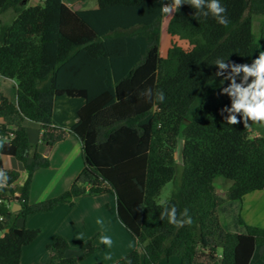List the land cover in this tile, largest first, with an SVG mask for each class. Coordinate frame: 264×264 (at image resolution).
Segmentation results:
<instances>
[{"label":"trees","instance_id":"1","mask_svg":"<svg viewBox=\"0 0 264 264\" xmlns=\"http://www.w3.org/2000/svg\"><path fill=\"white\" fill-rule=\"evenodd\" d=\"M29 1L0 0V76L17 84L16 102L0 93L2 155L22 162L27 173L18 186L19 172L5 169L0 159L8 176L0 188V264H21L22 249L40 234L18 228V220L103 194L115 196L117 217L138 246L115 264L173 257L180 264H264V228L240 220L245 233L237 234L220 219L224 204L264 191V137L252 138L239 115L240 123H226L221 109L231 100L221 89L230 81L217 77L214 65L217 58L251 64L258 57L262 30L257 40L253 20L264 17V0H220L227 27L186 2L166 23L171 47L165 58L164 0H95L98 9L83 11L63 0L25 8ZM9 11L15 17L3 23ZM159 91L163 103L155 99ZM65 99L76 119L69 127L63 124L67 113L62 119L57 113ZM26 119L39 124L43 152L32 149ZM70 135L81 142L83 170L65 193L30 204L34 173L50 167L54 146ZM176 176L168 204L178 215L188 209L192 223L183 227L160 220L157 202ZM218 177L232 182L224 196L214 185ZM12 203L21 205L18 215ZM48 249L49 260L37 264H79L63 237ZM95 250L88 241L79 251L87 258Z\"/></svg>","mask_w":264,"mask_h":264},{"label":"crops","instance_id":"2","mask_svg":"<svg viewBox=\"0 0 264 264\" xmlns=\"http://www.w3.org/2000/svg\"><path fill=\"white\" fill-rule=\"evenodd\" d=\"M63 1L73 11L96 10L99 8L95 0ZM169 2L170 0H164V5H167ZM255 18L253 26H255L256 30H259L257 31L258 36L262 30V42H264V17ZM165 33L166 24L163 19L160 37V55L162 54V42L167 39ZM169 42L171 44V37ZM259 52H261V48H259ZM16 92L17 84L14 81L1 80V94L16 102ZM57 113L61 119L67 113L68 119L63 121V124L67 127L76 122V119L73 118V112L68 110L66 99L60 102V105L57 107ZM23 127L28 133L32 149L43 152V145L41 143L42 130L39 124L26 119L23 122ZM3 144L4 141L0 140V159L2 165L5 169L19 172L20 178L17 185L21 186L27 178L25 167L22 162L15 158L2 155ZM49 159V168L40 169L34 173L30 189V204H36L60 196L71 188L84 167L80 140L74 135H70L65 141L57 143L54 146ZM15 204H11V211L15 208ZM98 218L104 221L103 226L96 223ZM228 218L233 221L238 220L239 224L240 220H242L246 225L264 228V191L252 192L247 194L242 201L224 204L220 210V219L221 221H227ZM16 225L18 228L25 227L30 230L40 231L37 239L22 249L21 264H37L48 261L52 255V251L48 249V246L57 237H63L67 240L70 246L68 254L79 259V264H115L129 253L138 249L136 241L117 217L116 199L112 194L82 196L75 200L73 207L68 204H62L52 211L36 213L29 215L26 219H20ZM243 226L241 225V227ZM231 232L243 234L242 230ZM4 234L0 232V238ZM81 234H83V238H81ZM101 234H107L112 237L113 245L111 248H107L99 243V236ZM88 241L93 242L96 250L89 257L83 258L79 250ZM107 256H110L111 259H106ZM158 264H180V260H174L173 257L169 260L162 259Z\"/></svg>","mask_w":264,"mask_h":264},{"label":"clouds","instance_id":"3","mask_svg":"<svg viewBox=\"0 0 264 264\" xmlns=\"http://www.w3.org/2000/svg\"><path fill=\"white\" fill-rule=\"evenodd\" d=\"M185 3V0H170L167 5L160 8L161 13L171 15ZM187 4L195 8L196 12L204 17L211 14L219 24L227 27L229 21L225 16L226 9L221 5L220 0H187ZM214 65L218 68L215 75L223 77L222 81H230L227 87L221 89V94L227 95L231 100L230 107L225 106L221 109L222 115L227 113L224 117L226 123L236 125L242 119L244 127L249 125V121L264 124V52H259L258 57L251 64L226 62L222 58H217ZM238 77H240L239 83L237 82ZM144 95L151 99L153 96L152 90L147 89ZM155 99L163 103L164 93L162 91L157 92ZM238 115L241 119H238ZM7 181V174L0 171V188H3ZM159 206L162 209L160 220L166 219L169 224L176 227H183L185 224L192 223L187 208L178 215L176 206H169L167 199L160 200ZM96 223L103 226L104 221L98 218ZM81 238H83V234H81ZM99 243L111 248L113 239L110 235L101 234ZM106 259H111V257L107 256Z\"/></svg>","mask_w":264,"mask_h":264},{"label":"rangeland","instance_id":"4","mask_svg":"<svg viewBox=\"0 0 264 264\" xmlns=\"http://www.w3.org/2000/svg\"><path fill=\"white\" fill-rule=\"evenodd\" d=\"M44 3V0H30L25 8H30V7H34L37 5H42ZM15 17V14L12 11H9L3 15H1V20L3 23H10ZM170 18V15H166V17L164 18V23L166 24L168 22ZM256 19V18H255ZM255 25V23H254ZM257 31H259L258 29H255V26H253V33L256 37L257 40L260 39V35L258 36ZM165 36L167 39H165L164 42H162V54L161 57L165 58L167 55V51L168 49L171 47V44L169 42L170 40V36L168 35L167 31L165 33ZM262 41H263V37H262ZM177 43L179 46L183 47V48H187L188 45L185 41H181L179 39H177ZM261 48V52H264V42L261 43L260 45ZM242 76V74H241ZM237 82H240V77L237 79ZM248 130L250 131V135L251 137H264V124H259V123H253L250 122L249 126H248ZM182 147H183V139L180 138L179 142H178V146H177V150L175 153V159L177 162V170H178V178L177 176L174 178L173 181L168 182L161 190V193L159 195V197L157 198V202L159 203L160 200L162 199H167L169 200V198L171 197V195L173 194V192L175 191L176 188V183L175 180L176 178L179 180V177L181 175V171H182V157H181V151H182ZM214 185L216 187V191L220 196H224L225 192L227 191V189L232 185V182L225 180L222 177H218L216 178ZM230 218H228L227 221L222 220L221 222L223 223V225L226 227V229H228V231H238V230H242V233H245V227H241V225L238 223V220L233 221ZM177 259L179 261L178 258L174 257V260Z\"/></svg>","mask_w":264,"mask_h":264},{"label":"water","instance_id":"5","mask_svg":"<svg viewBox=\"0 0 264 264\" xmlns=\"http://www.w3.org/2000/svg\"><path fill=\"white\" fill-rule=\"evenodd\" d=\"M20 209H21V206L16 203L15 208L12 209V212L15 214H18ZM2 237H4V235Z\"/></svg>","mask_w":264,"mask_h":264},{"label":"built area","instance_id":"6","mask_svg":"<svg viewBox=\"0 0 264 264\" xmlns=\"http://www.w3.org/2000/svg\"><path fill=\"white\" fill-rule=\"evenodd\" d=\"M1 79H2V77L0 76V82H1ZM0 140L5 141L6 139H4V138H2V137L0 136Z\"/></svg>","mask_w":264,"mask_h":264}]
</instances>
